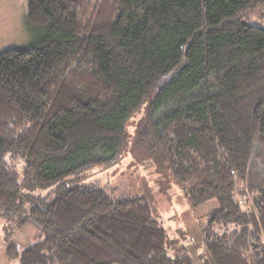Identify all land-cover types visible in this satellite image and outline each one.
<instances>
[{
    "label": "trees",
    "instance_id": "16d2710c",
    "mask_svg": "<svg viewBox=\"0 0 264 264\" xmlns=\"http://www.w3.org/2000/svg\"><path fill=\"white\" fill-rule=\"evenodd\" d=\"M259 2L28 0L40 38L0 53V221L39 232L23 250L11 243V259L197 264L170 256L146 197L67 179L120 158L147 104L137 144L165 160L192 204L217 200L210 263L264 264V167L249 183L264 136V27L242 17Z\"/></svg>",
    "mask_w": 264,
    "mask_h": 264
},
{
    "label": "rangeland",
    "instance_id": "374dc122",
    "mask_svg": "<svg viewBox=\"0 0 264 264\" xmlns=\"http://www.w3.org/2000/svg\"><path fill=\"white\" fill-rule=\"evenodd\" d=\"M27 7L28 0H0V53L8 49L28 47L40 38L26 24ZM242 17L248 23L264 27V2L247 9ZM146 108L147 104L129 120L127 149L120 158L95 164L67 179L74 178L71 184L103 188L116 200L146 197L152 204L153 217L169 234L170 256L189 255L197 260V264H211L206 255L204 236L211 223L213 211L218 207L217 200L213 198L192 204L183 189L172 181L165 160L151 155L147 146L137 144V135ZM262 167L264 136L259 135L249 183L256 178ZM247 183L238 182V190L245 189L249 185ZM49 190L48 188L43 192ZM21 221L22 219L0 221V264H20L19 259L8 256L7 247L15 243L19 250H23L33 244L38 235V227L30 221L24 224ZM218 226H212V232L218 231Z\"/></svg>",
    "mask_w": 264,
    "mask_h": 264
}]
</instances>
